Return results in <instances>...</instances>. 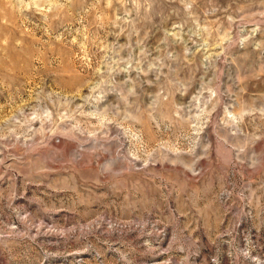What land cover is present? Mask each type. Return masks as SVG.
Segmentation results:
<instances>
[{
    "label": "rangeland",
    "instance_id": "obj_1",
    "mask_svg": "<svg viewBox=\"0 0 264 264\" xmlns=\"http://www.w3.org/2000/svg\"><path fill=\"white\" fill-rule=\"evenodd\" d=\"M0 264H264V0H0Z\"/></svg>",
    "mask_w": 264,
    "mask_h": 264
}]
</instances>
